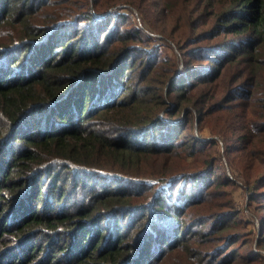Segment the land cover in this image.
Here are the masks:
<instances>
[{
    "label": "trees",
    "instance_id": "trees-1",
    "mask_svg": "<svg viewBox=\"0 0 264 264\" xmlns=\"http://www.w3.org/2000/svg\"><path fill=\"white\" fill-rule=\"evenodd\" d=\"M234 133L252 198L264 0H0V264H263L237 244Z\"/></svg>",
    "mask_w": 264,
    "mask_h": 264
},
{
    "label": "rangeland",
    "instance_id": "rangeland-1",
    "mask_svg": "<svg viewBox=\"0 0 264 264\" xmlns=\"http://www.w3.org/2000/svg\"><path fill=\"white\" fill-rule=\"evenodd\" d=\"M153 1L157 2V0H153ZM119 5H127V3L123 2ZM137 10L133 7L130 9H125V10L122 9V11L128 13L132 22H136L137 25H139L145 31V25H144L145 21L143 20L144 16L143 14L140 13L139 10L138 11ZM156 11H157L156 6H152L150 9L149 8L146 9V12L150 14L149 19L152 21V23H154V25H156V27L160 28L162 27L163 20ZM128 22L130 23L129 25H131L130 19ZM146 24L150 26L149 22H147ZM164 27L166 29V32L164 33H168L171 30V23L164 25ZM153 33H155L156 36H160L161 30L160 31L158 30V32H153ZM150 43L151 45H153L154 43L158 47V50L160 53L166 51L165 46H161V43H162L161 40L153 39L151 40ZM203 63H207V62L193 61L192 64L189 65V67H194V66L195 67H205L206 65H203ZM191 69H195V68H191ZM200 70L204 71V69H200ZM183 75H188V73L183 72ZM179 114H177L176 117H178ZM183 115H184L183 118L187 116L183 113L181 114L179 118H182ZM194 125H195V131L198 132L197 136L202 135L203 138L206 140V138H208L207 135L210 133V131L205 128L203 130H200L199 127L197 126L196 121H194ZM180 128L181 129L178 132L180 135L177 140L183 139L186 133L187 132L189 133V131H191L189 126H185L183 124L180 126ZM218 142H219V148L221 150L220 157L222 158L220 160V165L222 167H225L227 175L231 179L237 182L235 188L231 191V197L234 199L236 206L243 213L242 214L243 218L241 222L238 224V226H235L237 227L238 230L243 231L244 233L242 236L239 237V239H237L238 240L237 244L241 246L246 239H249V244L245 246L247 247V253H249V255H255L257 252L264 251V226H263V223H260L261 221L258 219V217H262V215L264 218V181H263L264 177L258 178L259 176L258 164L254 165V162H252L250 164L251 177L249 180L252 183L256 184L257 187L253 193V195L255 196L250 198L249 193L246 190L247 187H245L248 180H247V177L245 176L246 171L244 172L242 168L243 167L242 165L244 164V162H242V165H239L237 162H233L232 160L230 161L228 158L229 151H226V147H228L229 143L233 144L237 142L235 139V133H234V137H230V139H225L222 137V139H218ZM243 177L244 179H242ZM254 215H257V217ZM258 240L260 242H258ZM263 264H264V261H263Z\"/></svg>",
    "mask_w": 264,
    "mask_h": 264
}]
</instances>
